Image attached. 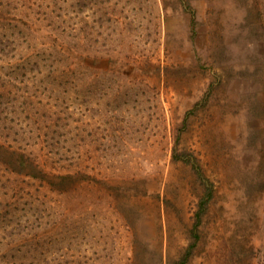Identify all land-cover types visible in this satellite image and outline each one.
Wrapping results in <instances>:
<instances>
[{
  "label": "rangeland",
  "instance_id": "obj_1",
  "mask_svg": "<svg viewBox=\"0 0 264 264\" xmlns=\"http://www.w3.org/2000/svg\"><path fill=\"white\" fill-rule=\"evenodd\" d=\"M0 264H264V0H0Z\"/></svg>",
  "mask_w": 264,
  "mask_h": 264
},
{
  "label": "trees",
  "instance_id": "obj_2",
  "mask_svg": "<svg viewBox=\"0 0 264 264\" xmlns=\"http://www.w3.org/2000/svg\"><path fill=\"white\" fill-rule=\"evenodd\" d=\"M12 18H14V17H12ZM6 151L15 156V160L17 161L18 164H20V165L26 164L27 158H26V156H24L25 154H22V150L20 151L16 148H9L8 147V148H6ZM193 165L197 167L195 162L193 163Z\"/></svg>",
  "mask_w": 264,
  "mask_h": 264
}]
</instances>
